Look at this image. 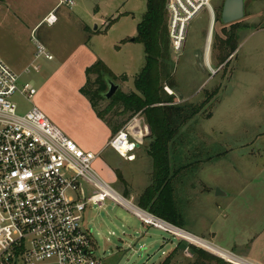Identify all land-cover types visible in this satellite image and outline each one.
Wrapping results in <instances>:
<instances>
[{"label": "rangeland", "instance_id": "1", "mask_svg": "<svg viewBox=\"0 0 264 264\" xmlns=\"http://www.w3.org/2000/svg\"><path fill=\"white\" fill-rule=\"evenodd\" d=\"M73 1L72 7H63L64 14L52 29L54 60L41 58L40 72L24 76L38 91V106L63 122H75L83 113L79 89L86 73L82 68L93 57L82 51L73 53L80 43L89 39L94 54L117 74L128 75V81H118L126 93L135 89L134 79L146 63L137 27L145 17L148 0ZM224 1L213 0L210 8L194 17L179 49L170 35L167 9L171 76L159 81L173 104L188 112L199 111L180 128L168 148L173 198L182 227L169 226L172 233L143 226L136 214L111 199L104 209L88 206L84 225L94 233L98 264H161L175 249L169 264H191L198 250L204 251L211 264H219L215 259L221 264H248L216 245L224 247L243 232L244 237L250 231L264 233V0H245L243 19L231 24L221 19ZM68 12L92 28V33L84 34ZM60 58L66 65L55 70ZM107 105L104 100L98 108ZM147 139L134 163L118 158L125 183H110L124 196L134 193L140 206L139 199L153 182V159L147 153L151 139ZM217 189L223 194L217 196ZM259 239L264 248V234Z\"/></svg>", "mask_w": 264, "mask_h": 264}, {"label": "built area", "instance_id": "2", "mask_svg": "<svg viewBox=\"0 0 264 264\" xmlns=\"http://www.w3.org/2000/svg\"><path fill=\"white\" fill-rule=\"evenodd\" d=\"M212 1L168 0L175 48H180L188 24ZM62 5L72 7L74 1L60 0ZM54 19L50 15L48 21ZM35 44L36 59H53L42 42L35 39ZM39 71L38 63L26 69ZM37 92L0 58V264H98L94 233L84 225V212L88 206L104 209L107 199L153 226L170 232L169 226L177 228L104 181L94 166L98 154L79 146L34 102ZM109 146L130 161L136 158L137 143L127 129Z\"/></svg>", "mask_w": 264, "mask_h": 264}, {"label": "trees", "instance_id": "3", "mask_svg": "<svg viewBox=\"0 0 264 264\" xmlns=\"http://www.w3.org/2000/svg\"><path fill=\"white\" fill-rule=\"evenodd\" d=\"M168 0H148V8L144 19L138 24L137 40L143 43L146 51V63L134 79L135 89L129 93L120 89L110 100L104 97L108 89L107 78L126 82L127 74L116 75L101 59L87 67L86 82L80 92L91 103L100 119L106 122L113 133H118L133 117L142 114L150 127L151 139L149 154L153 159V182L140 198V204L148 208L150 213L176 225L181 226L173 188L171 185V167L168 155L170 142L177 136L180 128L186 125L199 112L192 109L188 112L183 106L173 104L160 84L162 76H171L169 68V30L167 25ZM223 6V5H222ZM115 21L108 22L107 27ZM163 61V62H162ZM162 66L164 67L161 72ZM96 75V79L91 78ZM170 98H164V97ZM108 101L104 109L98 106ZM118 117H125L119 120ZM118 178L124 182L119 173ZM181 219V217H180ZM182 227V226H181ZM176 249L161 264H169ZM204 251H197V259L191 264H211V260L203 256ZM221 264L220 259H215ZM210 262V263H209Z\"/></svg>", "mask_w": 264, "mask_h": 264}, {"label": "crops", "instance_id": "4", "mask_svg": "<svg viewBox=\"0 0 264 264\" xmlns=\"http://www.w3.org/2000/svg\"><path fill=\"white\" fill-rule=\"evenodd\" d=\"M59 3L60 0H0V58L4 59L18 74H20L23 81L30 80L29 77H24L29 75V73L26 72V69L31 67L33 64L38 63L41 59H36L35 56V39L42 42L52 55L54 53L53 51L55 50V47L52 29L60 22L61 17L64 14L63 7H70L67 5L59 6ZM50 15L56 16L53 23L48 21ZM66 15L75 19L84 34L87 33V35H89L92 33V28L83 24V21L80 18H77L73 13L71 14L68 12ZM79 51H82V53H88L93 57V62L86 64L84 68H82V73L85 75L86 68L101 58L94 54L92 47L89 44V39H87L84 44L80 43L79 48L73 49V53H78ZM52 60H54V57ZM65 65L66 60L60 58V62L55 66V70H60L64 68ZM112 72L119 75L113 70ZM38 74L39 73H36L35 76ZM83 81L86 82V78L85 80L83 78ZM82 86L83 85H81L80 88ZM37 96L38 95H36L34 102L39 105L37 100L41 103V99H37ZM80 96V102L83 110L80 119L78 118L75 122H70L69 120L63 122L61 119L55 117L53 113L51 114V112L48 116H50L66 134L73 138L79 146L86 151H92L98 154L94 166L104 181L109 184L119 182L122 184L125 183L124 179V182H122L118 178V170H123L122 166H120V159L118 158L123 157L114 148L109 146V143L115 134L113 133L111 127L98 117L89 100L81 93ZM126 128L130 139L135 141L138 147L135 151L136 158L132 161L127 160L129 163H134L137 159L136 152L142 149L145 146L146 140H148L147 138L150 135V127L145 119V116L140 115L134 118V120H132ZM122 129H124V127ZM148 151L149 148L147 149V153H149ZM104 155L107 157L106 160L102 158ZM124 174L126 178L128 175L126 169ZM151 184L147 186L144 192H146ZM124 197L141 207L143 211L149 212L148 208L140 206L136 203L134 193L127 192V196ZM228 218H231L230 214H228ZM140 221L143 226H153L143 217L140 218ZM154 227L162 229V227L159 226ZM186 232L194 235L189 231ZM243 234L244 232L240 233V235L236 237H232L229 241H226V245L228 246L225 245V248L218 245L216 246L217 248L219 247L218 249L222 250L225 254L228 252L233 254L236 259H238L237 261H244L246 263L249 262L248 264H264V248H261L263 243H261L259 239L264 233L250 231L245 235V237ZM211 237L216 239L217 235L214 237L212 235ZM258 249L261 251H258ZM256 254L259 258H256Z\"/></svg>", "mask_w": 264, "mask_h": 264}, {"label": "water", "instance_id": "5", "mask_svg": "<svg viewBox=\"0 0 264 264\" xmlns=\"http://www.w3.org/2000/svg\"><path fill=\"white\" fill-rule=\"evenodd\" d=\"M245 15V0H225L221 9V19L224 24H231L243 19ZM135 41V38L132 39ZM108 89L104 97L110 100L121 88V84L112 78H107ZM220 189H217L216 195H222ZM183 230V229H181Z\"/></svg>", "mask_w": 264, "mask_h": 264}, {"label": "bare ground", "instance_id": "6", "mask_svg": "<svg viewBox=\"0 0 264 264\" xmlns=\"http://www.w3.org/2000/svg\"><path fill=\"white\" fill-rule=\"evenodd\" d=\"M125 149H126V146L124 145L123 146V151H125ZM171 227H173V226H171ZM174 229H176L175 227H173ZM177 230V229H176ZM193 238V237H192ZM193 239H195V238H193ZM220 253V252H219ZM229 257V256H228ZM235 260H238V259H236V258H234ZM240 262V261H239ZM242 262V261H241Z\"/></svg>", "mask_w": 264, "mask_h": 264}]
</instances>
